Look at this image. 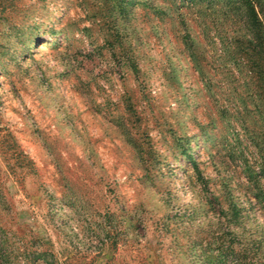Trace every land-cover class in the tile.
<instances>
[{"label":"rangeland","instance_id":"obj_1","mask_svg":"<svg viewBox=\"0 0 264 264\" xmlns=\"http://www.w3.org/2000/svg\"><path fill=\"white\" fill-rule=\"evenodd\" d=\"M245 14L227 0H0L14 264L264 254V91Z\"/></svg>","mask_w":264,"mask_h":264},{"label":"trees","instance_id":"obj_2","mask_svg":"<svg viewBox=\"0 0 264 264\" xmlns=\"http://www.w3.org/2000/svg\"><path fill=\"white\" fill-rule=\"evenodd\" d=\"M227 2H229V5L235 7V9L240 13H246L244 17L246 19L248 29L244 30L243 37L247 38V41L253 44V64L256 69H261L258 71V85L259 90L262 92L264 91V0H227ZM3 206L4 200L0 191V264H14V260L17 262H20V260L18 256L14 255L16 242L15 240H12L10 235H8L4 225L2 224L3 221L1 213L3 211ZM256 254L258 256L253 255V258H249L248 264H263L264 260L262 255L264 254H259L258 252ZM35 255L38 256L36 257L37 259L40 258L39 254ZM246 259L247 256L245 254H241L239 257L237 256V261L235 263L246 264ZM32 260L36 259L32 258ZM46 261L47 264H53L51 260Z\"/></svg>","mask_w":264,"mask_h":264}]
</instances>
